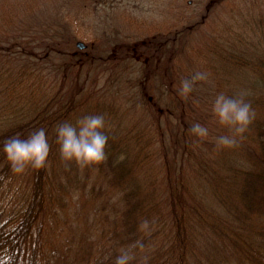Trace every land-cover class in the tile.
<instances>
[{
  "label": "trees",
  "instance_id": "trees-1",
  "mask_svg": "<svg viewBox=\"0 0 264 264\" xmlns=\"http://www.w3.org/2000/svg\"><path fill=\"white\" fill-rule=\"evenodd\" d=\"M223 1L211 0L219 9L188 53L209 79L185 99L171 68L160 96L148 91L147 119L109 98L97 79L69 71L99 66L108 52L101 40L79 49L75 41L85 37L65 27L61 41L40 43L66 56L74 80L60 79L16 36L49 0H0V142L43 127L50 144L46 166L20 174L0 152V264H113L138 239L145 248L132 264L145 255L147 264H264V0ZM242 89L255 116L237 145L218 148L228 129L215 119L213 99ZM97 113L107 158L85 167L63 161L57 123ZM193 121L207 125V137H193ZM143 218L155 221L150 235L138 229Z\"/></svg>",
  "mask_w": 264,
  "mask_h": 264
},
{
  "label": "rangeland",
  "instance_id": "rangeland-1",
  "mask_svg": "<svg viewBox=\"0 0 264 264\" xmlns=\"http://www.w3.org/2000/svg\"><path fill=\"white\" fill-rule=\"evenodd\" d=\"M210 2L49 0L41 11L23 22L16 36L21 35L30 43L32 50L29 56L32 60L53 69L58 68L60 79L72 81V76L79 72L81 78L88 77V83L97 79L96 83H100L102 91L107 92L109 98L111 95L119 98L132 106L138 115L149 119L151 108L146 103L149 89L152 90V96L159 97L160 84L167 79L171 68L175 71L174 83L179 77L183 78L190 68L193 71L199 70L189 60L188 53L206 35L204 23L213 18L219 9L218 5L211 10ZM200 21L202 24L198 23ZM65 27L72 30V33L75 29L79 30L78 37H85L76 39L77 43L87 45L96 38L103 42L108 52L102 56L99 66L87 68L80 65L77 71L69 69L73 75L66 77L69 74L64 70L63 60L66 56L59 52L45 53L46 46H39L40 43L60 40L58 33L63 34ZM29 36L33 37L32 42ZM159 43L164 44L162 56L157 50L154 57ZM168 47L175 51L174 55L173 52L168 53ZM19 51L23 52V49ZM192 74L189 73L190 76ZM199 82L203 87L204 81Z\"/></svg>",
  "mask_w": 264,
  "mask_h": 264
},
{
  "label": "clouds",
  "instance_id": "clouds-1",
  "mask_svg": "<svg viewBox=\"0 0 264 264\" xmlns=\"http://www.w3.org/2000/svg\"><path fill=\"white\" fill-rule=\"evenodd\" d=\"M208 79L206 71L197 70L191 76L181 78L177 92L186 99L196 87L197 81ZM247 94L246 89L235 95L223 91L216 93L211 110L215 119L228 129L216 137V147H233L243 138V133L255 116L250 101L245 99ZM55 131L63 161H74L80 167H85L101 163L107 158L109 136L105 131L103 114H85L75 122L69 120L58 122ZM190 132L194 138L203 139L208 136L209 128L200 121H193L190 124ZM0 152L8 161L13 173H23L29 166L34 169L45 167L50 152L46 129L43 127L33 129L26 136L20 134L7 136L0 142ZM154 223V219L143 218L139 221L138 229L145 235H150ZM144 248V242L139 239L127 247H121L114 257L113 264H132L137 256L136 250ZM148 259L146 255L141 257L139 264H147Z\"/></svg>",
  "mask_w": 264,
  "mask_h": 264
},
{
  "label": "water",
  "instance_id": "water-1",
  "mask_svg": "<svg viewBox=\"0 0 264 264\" xmlns=\"http://www.w3.org/2000/svg\"><path fill=\"white\" fill-rule=\"evenodd\" d=\"M77 47H78L79 49H85V48H86V45H85L83 42H78V43H77Z\"/></svg>",
  "mask_w": 264,
  "mask_h": 264
}]
</instances>
